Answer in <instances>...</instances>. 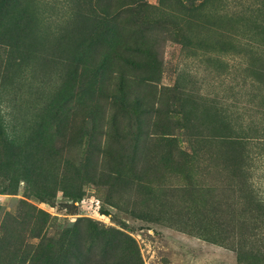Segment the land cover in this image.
Wrapping results in <instances>:
<instances>
[{
    "label": "rangeland",
    "instance_id": "rangeland-1",
    "mask_svg": "<svg viewBox=\"0 0 264 264\" xmlns=\"http://www.w3.org/2000/svg\"><path fill=\"white\" fill-rule=\"evenodd\" d=\"M0 264H264V0H0Z\"/></svg>",
    "mask_w": 264,
    "mask_h": 264
},
{
    "label": "trees",
    "instance_id": "trees-1",
    "mask_svg": "<svg viewBox=\"0 0 264 264\" xmlns=\"http://www.w3.org/2000/svg\"><path fill=\"white\" fill-rule=\"evenodd\" d=\"M3 123H4V127L5 126H7V127L9 126L10 127L12 125L11 119L10 118H7V117L5 118V120H3Z\"/></svg>",
    "mask_w": 264,
    "mask_h": 264
}]
</instances>
